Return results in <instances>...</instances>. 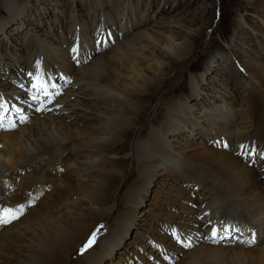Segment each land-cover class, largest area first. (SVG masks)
I'll use <instances>...</instances> for the list:
<instances>
[{
  "label": "bare ground",
  "instance_id": "1",
  "mask_svg": "<svg viewBox=\"0 0 264 264\" xmlns=\"http://www.w3.org/2000/svg\"><path fill=\"white\" fill-rule=\"evenodd\" d=\"M254 1L246 0L245 7ZM80 2L87 7L88 21L73 12L66 20L63 9L57 8L54 22L44 28L38 25L44 34L53 33L54 39L43 37L38 27L30 25L41 35H26L22 40L16 21L27 16L26 2L0 0V11L10 12L8 17L0 16V35H4L0 52L4 58L15 59V63H7L10 73L19 77L14 82L24 81L22 68L35 69L38 54L44 56L52 73H64L72 81L56 98L59 107L53 104L48 106L52 111L35 112L22 102L27 95H22L13 81L0 79V94L24 106L29 117L21 123L9 111V119L4 121L7 128H0V205L26 206L18 220L0 226V264H74L77 259L76 264H107L117 253L121 254L115 264H166L170 261L163 258L165 250L170 258L176 256L175 264H264V159L258 162V155L253 161L233 152L246 140L258 154L264 152V89L253 83L257 78L264 87V54L243 59L245 75L221 67L229 77L240 79L233 84L234 78H224L213 93L202 87L217 60L216 52L209 54L200 73L189 72V87L186 82L178 88L187 89L189 98L211 103L201 114L195 113L194 103L191 106L185 96L157 105L154 100L162 95L167 82H177L193 67L195 41L209 28V20L197 32H190V42L187 38L180 43L171 34L161 41V32L151 31L155 25L148 28V19L134 15L140 6L137 0ZM104 4L112 5V11L104 13ZM126 4L129 6L121 7ZM216 6L214 0L212 8ZM92 12L97 13L90 27ZM101 17L115 43L94 53V28ZM113 17L118 26L108 24H115ZM171 19L167 22L178 26ZM75 26L83 58L91 56L79 65L67 52ZM54 27L60 32L55 34ZM154 41L161 44L164 53ZM151 48L156 52L153 57ZM21 53L28 65L18 57ZM163 55L171 65L160 59ZM4 64L0 59L1 76L9 72L2 70ZM215 97L225 103L214 102ZM151 107L156 110L144 124L143 134L141 122L150 115ZM12 120L15 128L10 126ZM129 136L128 148L116 150ZM217 141L228 142L229 149L218 147ZM67 151L77 155L67 156L68 163L62 155ZM114 151L121 152L120 159L112 157ZM129 175L133 178L126 183ZM151 191L154 196L148 212L142 211ZM119 194L129 210L122 207L123 202L115 201ZM74 195L78 196L76 202L71 200ZM29 201L33 202L31 207H27ZM40 207L43 211L27 213ZM93 211L100 217L108 214L113 228L112 220L104 224L97 231L96 244L81 255L79 249L94 231V220L87 222ZM204 213H208L205 222L223 220L254 228L255 244L248 247L225 241L224 245H213L202 238L196 240L197 231H208L196 227L201 223L196 217ZM173 227L191 234L194 247L176 245L169 235ZM145 228L150 234L142 231ZM126 240L129 243L124 249Z\"/></svg>",
  "mask_w": 264,
  "mask_h": 264
},
{
  "label": "rangeland",
  "instance_id": "2",
  "mask_svg": "<svg viewBox=\"0 0 264 264\" xmlns=\"http://www.w3.org/2000/svg\"><path fill=\"white\" fill-rule=\"evenodd\" d=\"M26 2L27 8H24V11L26 12L25 14L27 15L24 19H20V21H16V24H20L18 26V30L20 31V38L23 40L26 38V35H41L40 31L42 32L43 37H47L50 39H54L53 33L52 34H44V31L40 29L41 27L44 28V26H48V22L51 24V22H54V19L57 17L54 16V14L58 11L57 8H61L62 11V16L67 20L70 17V13L73 12L75 14H79L78 16L81 17V19H85L88 21V13H87V7L86 5H81L80 0H23ZM92 2L94 0H91ZM98 1V0H96ZM103 2H107V0H102ZM140 2V6L138 10H135L134 15H138V17L143 16L144 18L148 19L146 21V24L148 28H152V26H156L151 29L152 32L159 30L161 34L158 35V38L165 39V37H168V35H173L178 42H184L185 40H188L191 38L189 35L191 31H196L199 30L206 22L209 20V28L207 27L204 29L205 34H202L201 37L196 39L195 41V46H196V51L193 56V61L194 65L193 67L189 68L187 73L183 74L181 79H178V83L175 81L167 82L163 89V93H160L161 96L157 97L154 102L157 105L165 106V103H171L174 100H178L181 96H185L186 98H189L190 95H185V92H188L187 89L180 90L178 88V84L180 83H185L188 82L189 79L186 78V75L190 74L192 70L195 73H200L203 68H204V63L209 60V54H212L213 52H216V61L213 64V69H210V72H208L205 75V81H204V87H202L203 91L213 93L216 88L220 87V82L222 83V80L224 78L229 77V72H225L224 70L221 69V67L226 66L230 70H236L235 64L240 63L242 66V61L243 59H252L253 56L264 54V0H255L251 6L246 8V0H216L217 6L212 8V5L214 3V0H137ZM90 3L92 5L93 3ZM113 3L119 4L120 2H123V0H112ZM46 3V4H45ZM112 5H107L104 4L102 7V11L106 13V11L111 12ZM129 5H122L121 7H128ZM123 9V8H122ZM121 9V10H122ZM145 9V10H143ZM4 10V11H3ZM0 11V16L3 17H8L9 16V11L7 12L6 9H3ZM106 10V11H105ZM39 13V15H38ZM97 13V12H96ZM93 12L91 13L90 16V27L92 26V21L93 17L96 15ZM113 13V12H112ZM124 13V12H123ZM82 14V15H81ZM44 15V16H43ZM57 15V14H56ZM35 16V17H34ZM40 16H43L41 18L42 20L39 19ZM213 16V18H211ZM51 17V18H50ZM87 17V18H86ZM172 17L171 21H176L177 25H170L167 21V18ZM114 18V17H113ZM211 19V21H210ZM39 20V21H38ZM15 22V21H14ZM18 22V23H17ZM114 23L111 21L108 23L109 25H119V22L114 18ZM239 22L244 24V26H240ZM65 23V22H64ZM14 24V26H16ZM30 25L38 27L40 25L41 27L40 31L36 28H31ZM67 25V23H66ZM69 25V24H68ZM63 29H66L65 27ZM38 30V31H37ZM172 30V31H171ZM52 31L56 34L57 32L59 33L60 30H58V27H54ZM92 31L89 32V35ZM197 32V31H196ZM163 33V34H162ZM10 35V34H9ZM4 35H0V51L3 50L4 46H1V43L4 42L3 37ZM50 36V37H49ZM165 36V37H164ZM157 37V36H156ZM9 38V37H8ZM12 42V39H10ZM193 40V39H192ZM190 42V40H189ZM155 47L162 51L161 53H164V50L160 48L161 44L158 43L157 41H154ZM192 43V41H191ZM5 45L6 42L4 43ZM194 44V43H193ZM10 44H8L9 47ZM103 49V50H102ZM109 47L106 48H101L100 50L105 51L108 50ZM150 56L153 57L156 55L155 50L151 48ZM99 50V51H100ZM22 51V50H21ZM25 51V50H23ZM22 51V52H23ZM97 52V50L94 51V53ZM236 52L239 54L237 55ZM3 52H0V55L3 57L1 59L2 62L6 63L4 64V68L2 70L7 69L8 70V65L9 63H15V59L7 57V55L4 56L2 55ZM154 53V54H153ZM23 54H25L23 52ZM22 53L19 54L20 59H24V64L28 65L27 60H25V55ZM261 56V55H260ZM227 57V59H226ZM166 60L168 64L171 65L170 60L167 59L166 55H163L160 57V59ZM12 59V60H11ZM261 58L260 60H262ZM264 61V60H262ZM219 64H218V63ZM229 63V64H227ZM215 68V69H214ZM1 70V68H0ZM23 70V68H22ZM6 71V70H5ZM9 71V70H8ZM6 71V72H8ZM205 72V71H204ZM233 73V71H231ZM193 73V74H195ZM236 73H239L236 70ZM15 73H10V71L7 73V75H0V79H8L10 81H15V79H18L19 77L13 76ZM59 74V73H57ZM56 74V75H57ZM245 75V74H244ZM234 78L233 84H235V80H239L240 77H232L230 76L229 79ZM255 80L257 81V78L253 79L254 85H256L260 89H264L262 86L261 82L258 83V81L255 83ZM217 84V85H216ZM232 84V85H233ZM231 85V84H230ZM189 87V82L188 85ZM215 88V89H214ZM172 90H174L172 92ZM255 91H253L254 93ZM210 95V94H209ZM199 98L200 95H198ZM212 97V96H211ZM227 97V96H225ZM224 97V99H225ZM215 99L214 102H222L225 103L224 101H221L218 97L213 98ZM219 99V100H216ZM228 99V98H227ZM161 100V101H160ZM202 99L195 100L194 97H190L188 102L189 104L192 103L195 109V113H202L203 107L210 108L211 103L207 101H201ZM196 104V105H195ZM53 105V104H52ZM159 107V106H158ZM201 109V110H200ZM207 109V110H208ZM156 109L151 107L150 110V115L147 117V119L144 122H141V126H143V134L145 133V129L147 126H144V124L151 119V116H153L154 112ZM163 111V109L161 110ZM152 114V115H151ZM159 116V110L156 113V116ZM185 132H188V130H185ZM141 133V132H140ZM133 135V134H132ZM135 135V134H134ZM135 137V136H133ZM127 143H122L119 144L116 148L119 149L124 146V149L128 148V145L130 144V136L126 139ZM68 152V151H67ZM64 152L62 155L65 157V161L68 163L70 160H67V156H71L73 158L77 157L73 152ZM114 151V154H112V157L120 159L121 158V152ZM68 154V155H67ZM262 159H259L258 162H261ZM133 178L132 176H128L126 178V183L129 180L128 178ZM113 184H117L118 181L112 182ZM156 187V186H155ZM153 187V188H155ZM154 196V191H151L149 194V200L144 203L142 206V211L145 210L148 212V207L151 203V199ZM78 196L74 195L72 201H78ZM123 195L119 194L116 198L115 201L117 203L123 202L122 207L125 210H129L130 206L128 203H124V200H122ZM114 201V200H113ZM127 202V201H125ZM34 211H33V210ZM30 211H26L27 213H36L38 210L43 211V208H32ZM35 209L37 211H35ZM123 209V210H124ZM140 210V211H141ZM45 211V210H44ZM34 212V213H33ZM125 212V211H124ZM89 216L87 217L89 222V218L91 220H94L93 225L91 227L93 232H97L101 227H104L102 225H99L98 223L101 222V224H111V217L108 214H103L102 217L99 216L96 211H93L92 213L88 214ZM93 218V219H92ZM110 219V220H109ZM112 226L113 228V220H112ZM2 227V226H1ZM96 229V230H95ZM149 229H144L142 230L143 232L150 234ZM130 232V233H129ZM128 233V238H131L134 230L131 232L129 231ZM131 241V239H128ZM128 241H124L123 247L125 249V246L128 245ZM96 244V243H95ZM178 245V244H176ZM224 245V244H222ZM180 247V245H179ZM123 249V250H124ZM127 251V250H125ZM119 254L117 253L116 256L112 259H110L109 262H113L112 264L119 263L117 262V257H119ZM123 255V253H122ZM127 256V255H126ZM175 257V258H174ZM173 259L169 263L166 264H175L176 262V256H172ZM79 259L75 260L77 263ZM74 262V264H76ZM0 263H3V259H0ZM66 264H71V263H66ZM73 264V263H72Z\"/></svg>",
  "mask_w": 264,
  "mask_h": 264
},
{
  "label": "snow or ice",
  "instance_id": "3",
  "mask_svg": "<svg viewBox=\"0 0 264 264\" xmlns=\"http://www.w3.org/2000/svg\"><path fill=\"white\" fill-rule=\"evenodd\" d=\"M110 42L115 43L112 39L111 32H108L106 35L102 32H97L95 39V47L97 51L101 48L108 47ZM70 54L71 59L76 65H79L81 62L87 63L88 59H91V56H88L87 59L83 58L79 36H77L76 43L70 49ZM35 68V72H28L26 74L27 83L21 82L18 84V87L27 94V100L23 103L35 112L52 111L53 109L48 106L55 103L56 98L63 94L64 88L71 84L72 81L70 77L64 73L54 76L51 73L43 72L40 61H36ZM61 80L64 81L63 84L59 83ZM56 106L59 107V105ZM9 111L13 112L16 119H18L21 123H26L29 118L23 107L11 103L7 98L0 94V128H4L5 115ZM10 126L12 128L16 127L15 120L10 121ZM215 143L218 147H222L225 150H228L230 147L229 143L226 141H217ZM239 149L242 156H245L253 161L258 155L260 159H264V152L258 154L257 150L250 145L241 144ZM60 171H63V169H60ZM32 205L33 202L29 201L27 207H31ZM25 207V205H19V211L15 209L0 208V226L11 224L14 220H18L24 214ZM192 207L195 208L196 205L193 204ZM6 213H11V215H6ZM207 216L208 213H204V215H198L196 217V219L201 222L196 225L197 229L203 227L208 230L205 233L197 231L196 240L202 238L213 245H220L225 241L229 243L239 242L248 247L255 244L257 233L254 228L241 226L237 223L223 220L214 222L208 219L207 222H205ZM246 233L248 235H246ZM97 235L98 232H93L87 241L82 245L79 249V253L81 255L85 254L92 247L96 241ZM169 235L176 244L180 245L184 249H191L195 245V240L191 234L185 235L175 227L171 228ZM163 258L166 261H171V258L167 255L166 250L163 254Z\"/></svg>",
  "mask_w": 264,
  "mask_h": 264
}]
</instances>
